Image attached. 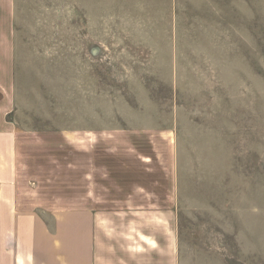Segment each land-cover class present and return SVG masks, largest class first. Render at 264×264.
Segmentation results:
<instances>
[{"label": "rangeland", "instance_id": "374dc122", "mask_svg": "<svg viewBox=\"0 0 264 264\" xmlns=\"http://www.w3.org/2000/svg\"><path fill=\"white\" fill-rule=\"evenodd\" d=\"M16 2L28 206L126 180L172 197L184 264H264V0Z\"/></svg>", "mask_w": 264, "mask_h": 264}, {"label": "crops", "instance_id": "0c3cea01", "mask_svg": "<svg viewBox=\"0 0 264 264\" xmlns=\"http://www.w3.org/2000/svg\"><path fill=\"white\" fill-rule=\"evenodd\" d=\"M17 6L0 0V264H184L171 196L168 210L139 185L109 194L111 184L120 189L127 181L107 180L105 194H92L89 205L28 206L18 179V127L6 118L17 86L11 24Z\"/></svg>", "mask_w": 264, "mask_h": 264}]
</instances>
